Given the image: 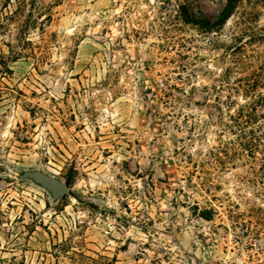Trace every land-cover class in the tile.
Here are the masks:
<instances>
[{"label": "rangeland", "instance_id": "374dc122", "mask_svg": "<svg viewBox=\"0 0 264 264\" xmlns=\"http://www.w3.org/2000/svg\"><path fill=\"white\" fill-rule=\"evenodd\" d=\"M226 2L0 0V264H264V1L183 16Z\"/></svg>", "mask_w": 264, "mask_h": 264}, {"label": "trees", "instance_id": "16d2710c", "mask_svg": "<svg viewBox=\"0 0 264 264\" xmlns=\"http://www.w3.org/2000/svg\"><path fill=\"white\" fill-rule=\"evenodd\" d=\"M258 1L259 0H257V2ZM242 2L243 0H227L224 8L214 20L205 18L194 19L190 17L185 10L183 16L188 23L200 25L207 30H218L224 27ZM242 81L244 80H241V82ZM254 87H258V84H254L251 81H245L243 83L241 89L245 91V96L248 98H246L245 102L240 105L235 115H229L230 120L234 124V134L237 136L236 144L243 150H247V148L252 146V144L254 145L256 141L260 142L259 138L253 137L252 140V137L249 136L254 134V131L248 132V130L258 122L259 118L264 119V94H260L258 98L247 95V93L254 90ZM260 109H263V112L260 113ZM262 140L264 141V136L261 141Z\"/></svg>", "mask_w": 264, "mask_h": 264}, {"label": "water", "instance_id": "95a60500", "mask_svg": "<svg viewBox=\"0 0 264 264\" xmlns=\"http://www.w3.org/2000/svg\"><path fill=\"white\" fill-rule=\"evenodd\" d=\"M38 181H40L44 186H46L53 194L54 196H61L65 194L68 191V188L57 182L56 180L41 174V173H35L33 175Z\"/></svg>", "mask_w": 264, "mask_h": 264}]
</instances>
